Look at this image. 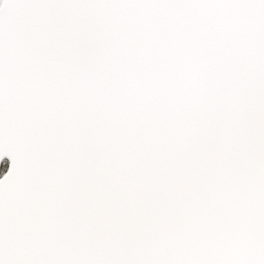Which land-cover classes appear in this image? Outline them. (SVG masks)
<instances>
[{"label":"snow or ice","instance_id":"snow-or-ice-1","mask_svg":"<svg viewBox=\"0 0 264 264\" xmlns=\"http://www.w3.org/2000/svg\"><path fill=\"white\" fill-rule=\"evenodd\" d=\"M0 264H264V0H0Z\"/></svg>","mask_w":264,"mask_h":264}]
</instances>
